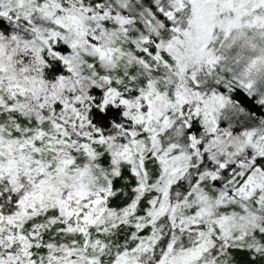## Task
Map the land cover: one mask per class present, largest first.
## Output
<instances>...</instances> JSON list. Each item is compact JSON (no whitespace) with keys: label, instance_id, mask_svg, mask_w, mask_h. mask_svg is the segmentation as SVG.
<instances>
[{"label":"snow or ice","instance_id":"1","mask_svg":"<svg viewBox=\"0 0 264 264\" xmlns=\"http://www.w3.org/2000/svg\"><path fill=\"white\" fill-rule=\"evenodd\" d=\"M0 264H264V0H0Z\"/></svg>","mask_w":264,"mask_h":264}]
</instances>
